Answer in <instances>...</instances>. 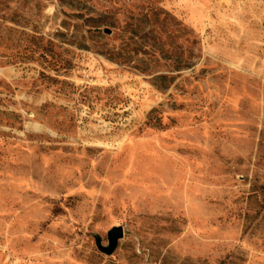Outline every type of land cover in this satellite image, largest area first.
Segmentation results:
<instances>
[{
	"label": "rangeland",
	"instance_id": "rangeland-1",
	"mask_svg": "<svg viewBox=\"0 0 264 264\" xmlns=\"http://www.w3.org/2000/svg\"><path fill=\"white\" fill-rule=\"evenodd\" d=\"M0 264H264V0H0Z\"/></svg>",
	"mask_w": 264,
	"mask_h": 264
},
{
	"label": "water",
	"instance_id": "water-1",
	"mask_svg": "<svg viewBox=\"0 0 264 264\" xmlns=\"http://www.w3.org/2000/svg\"><path fill=\"white\" fill-rule=\"evenodd\" d=\"M105 33L110 35L111 31L106 29ZM124 232L122 227L111 228L106 235L107 245L103 246L101 243V238L98 236L94 237V242L97 250L103 255L110 257L115 252L119 241L123 238Z\"/></svg>",
	"mask_w": 264,
	"mask_h": 264
}]
</instances>
